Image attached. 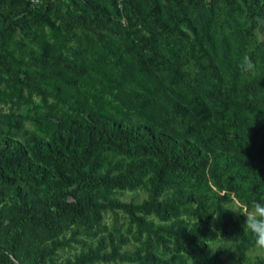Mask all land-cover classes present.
Wrapping results in <instances>:
<instances>
[{
  "label": "trees",
  "instance_id": "16d2710c",
  "mask_svg": "<svg viewBox=\"0 0 264 264\" xmlns=\"http://www.w3.org/2000/svg\"><path fill=\"white\" fill-rule=\"evenodd\" d=\"M262 20L264 0H0V104L54 101L0 115V264H50L105 210L145 233L141 249L107 232L59 264L159 261L155 244L186 264L217 235L211 210L221 234L241 235L225 204L264 202ZM246 54L254 74L238 68ZM23 120L39 132L26 142L9 135ZM140 185L139 203L110 196Z\"/></svg>",
  "mask_w": 264,
  "mask_h": 264
},
{
  "label": "rangeland",
  "instance_id": "374dc122",
  "mask_svg": "<svg viewBox=\"0 0 264 264\" xmlns=\"http://www.w3.org/2000/svg\"><path fill=\"white\" fill-rule=\"evenodd\" d=\"M258 33L260 35L264 34L263 20L260 23ZM0 90H3L2 86H0ZM52 103H54V101L50 97L35 94L32 95V97L29 101H27V103L22 104L18 107H16L14 104H11L10 102L0 104V115L15 113L24 116L25 113L28 112V110L34 105H39L42 109H45L47 105H52ZM58 109L62 110L63 106L61 104L58 105ZM0 128L4 131L7 129V126L0 121ZM33 134L39 135V132L36 129L35 124L29 120H23L19 128H11L9 132L10 136L19 140L20 142L28 141L31 135ZM167 193H169V191ZM167 193H165V195ZM110 196L124 202L133 201L135 203H139L142 199L145 198L146 190L144 185H140L133 190L115 189L111 191ZM233 199L234 198H231V200ZM231 200L228 201L225 206L229 204ZM228 210L239 221L242 228V234L238 236L231 232L221 234L219 232V226L216 220L215 212L214 210H211L209 213V217L203 219V222L208 227L217 232L216 237L212 240L206 241L205 248L202 252L193 254H183L181 257V261H184L186 264H189V257H191L194 262L213 253V251L209 248L207 244L210 243L213 245H224L223 247H219L215 250L219 251V260L216 264H264L262 263V260L264 259V252L256 250L251 243L250 235L244 232L243 223L245 218L230 209ZM144 217L154 223L163 222L154 214H147ZM180 217L183 218L186 222H191L195 220V218L190 214V211L188 209L183 210L181 212ZM73 227V224L68 223L59 238L68 239L71 233V229ZM133 231L134 224L129 221L126 214L122 213L117 209L112 211L105 210L101 213L99 223L92 230L76 235L75 238L77 241H69L68 246H64L57 249L53 256L47 258L46 262L50 264H59L65 259H72L75 254L85 250L86 247L90 245H94L97 239L105 236L107 232H112L116 236H123L126 238V243L120 247L122 251L141 249V243L145 237V233H142L140 239H135L132 236ZM30 239V245H32V247L49 243L48 239L42 237H31ZM152 252L159 258V261H148L142 258L138 262H124L116 259L110 262L97 261L93 264H164V262H166L165 264H178L177 259L172 260L170 258L171 252L161 245L155 244L152 247ZM140 253L143 254L142 251Z\"/></svg>",
  "mask_w": 264,
  "mask_h": 264
},
{
  "label": "clouds",
  "instance_id": "9594fccd",
  "mask_svg": "<svg viewBox=\"0 0 264 264\" xmlns=\"http://www.w3.org/2000/svg\"><path fill=\"white\" fill-rule=\"evenodd\" d=\"M238 68L243 73L254 74L256 71V64L251 56L246 54L240 59ZM224 208L230 209L245 218L243 223L244 232L250 235L253 247L258 251L264 252V202L256 200L249 202L237 197L231 200ZM192 223L196 224L197 218H195ZM207 244L213 252L217 248L224 246L223 244ZM189 258V264H193L192 258Z\"/></svg>",
  "mask_w": 264,
  "mask_h": 264
}]
</instances>
